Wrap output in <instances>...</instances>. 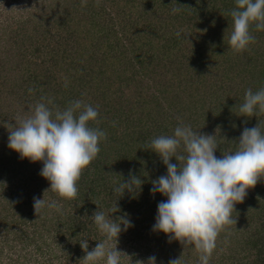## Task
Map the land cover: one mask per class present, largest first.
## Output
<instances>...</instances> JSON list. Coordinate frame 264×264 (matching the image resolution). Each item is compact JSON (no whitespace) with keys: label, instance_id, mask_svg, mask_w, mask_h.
<instances>
[{"label":"trees","instance_id":"obj_1","mask_svg":"<svg viewBox=\"0 0 264 264\" xmlns=\"http://www.w3.org/2000/svg\"><path fill=\"white\" fill-rule=\"evenodd\" d=\"M234 7L235 0H0V176L14 203L5 212L9 216L12 209L17 217L8 228L19 245L15 264H84L79 241L87 239L90 251L102 238L90 217L116 200L112 218L126 213L133 222L117 247L133 262L155 255L160 264L180 256L182 264H197L194 248L184 250L153 231L157 205L166 197L150 191L151 181L166 174V166L147 145L154 136L170 135L177 117L201 134L216 135L217 157L235 149L244 128H264V112H238L247 89L264 87V30L253 25L255 41L234 52L228 42ZM159 70L157 89L148 95L127 97L119 89L96 98L107 86L130 85ZM168 90L166 108L153 106L152 98L160 101ZM41 96L61 108L77 98L98 106L99 123L92 126L107 133L71 200L45 192L42 161L21 158L8 147V124ZM130 176L144 181L140 191L113 192ZM43 193L60 200L62 211L36 213L33 198ZM232 215L235 224L220 231L210 264H264V179L247 190Z\"/></svg>","mask_w":264,"mask_h":264},{"label":"clouds","instance_id":"obj_2","mask_svg":"<svg viewBox=\"0 0 264 264\" xmlns=\"http://www.w3.org/2000/svg\"><path fill=\"white\" fill-rule=\"evenodd\" d=\"M178 10L172 9L173 13ZM230 15L233 23L228 42L240 53L256 39L253 25L258 31L264 30V0H235ZM238 112L245 117L264 112V87L255 92L247 89ZM99 116L98 106L82 99H73L61 108L51 97L41 96L14 125L8 124V147L21 158L42 161L40 175L49 182L45 192L51 190L64 200L74 199L82 172L100 152V141L107 138L104 129L92 126L99 123ZM177 120L170 135L154 136L147 145L166 166V174L151 181L150 191L166 197L157 205L152 228L169 240L179 241L184 250L194 248L197 264H210L220 231L227 224H235V204L264 179V128L260 123L244 128L235 149L217 157L216 135L201 134L180 117ZM143 182L140 176L120 179L113 192L120 196L125 191L136 193ZM44 193L42 198H33L35 212L62 211V202L45 199ZM116 201L108 211L97 209L90 217L102 238L90 251L87 239L79 241L85 250L81 260L84 264H124L125 259L127 264H157L155 255L133 262L128 253L118 249L120 233L133 222L126 213L112 218L110 214L119 210ZM168 264H182L181 256Z\"/></svg>","mask_w":264,"mask_h":264},{"label":"rangeland","instance_id":"obj_3","mask_svg":"<svg viewBox=\"0 0 264 264\" xmlns=\"http://www.w3.org/2000/svg\"><path fill=\"white\" fill-rule=\"evenodd\" d=\"M261 39V38H259ZM263 40V39H262ZM261 40V41H262ZM264 43V42H263ZM255 48V47H254ZM253 48V51L255 52L256 49ZM160 71H157V73H150L147 75H143V76H138V78H134L135 82H131L130 85H118V84H114L109 86V89L103 88L101 91H97L96 93V98H98V101L102 98V99H107L110 98L112 95V93H114L116 90L118 91L119 89L121 90V92H123V94L126 95H130L127 97H133V96H137L139 92H143L146 93V95H148L149 92H153L155 89H157L154 86V82L158 79L156 77H160ZM193 71V70H192ZM191 73V71H190ZM122 78L124 76H129V75H125L124 73H122ZM164 79H166L165 76H163V78H161V84H164ZM130 80V79H129ZM158 81V80H157ZM126 84V83H125ZM176 87V85H175ZM174 86L172 87L173 90ZM100 90V89H99ZM107 91H109L108 93H106ZM175 91V89H174ZM101 94L105 95L102 96ZM165 97H161L160 101L157 98H152L154 101L156 100L157 103L154 104L153 106L157 107V108H166V104L167 102H169L171 100V95L172 92L168 90V93L165 92L164 93ZM155 96V93H154ZM114 97V96H113ZM166 98V100H165ZM107 101V100H106ZM105 102V101H104ZM153 102V101H150ZM152 105V104H151ZM2 176H0V182H1ZM15 189H13L14 191ZM10 194V190L8 189V182H4V186L0 185V264H15L16 260L18 259V253H19V248H18V244L17 243H13L11 241H14V234L13 232H8V228H11L12 226H15L13 219L17 218L16 215H14L12 209L9 210V212H12L9 216L8 214L5 212L6 208L10 205H14L13 203V199H11V197H9ZM8 211V210H7ZM4 218L2 221L1 219ZM20 222H17V228L19 227ZM22 226H24V224H22ZM9 239L10 243H6V240ZM13 245V247H9ZM15 246H17V248H14ZM14 249V250H13ZM21 264V263H20ZM160 264V263H157Z\"/></svg>","mask_w":264,"mask_h":264}]
</instances>
